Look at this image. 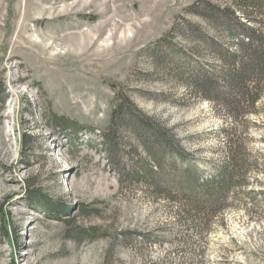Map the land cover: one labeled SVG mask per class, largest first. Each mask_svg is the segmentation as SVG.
<instances>
[{
	"label": "rangeland",
	"instance_id": "1",
	"mask_svg": "<svg viewBox=\"0 0 264 264\" xmlns=\"http://www.w3.org/2000/svg\"><path fill=\"white\" fill-rule=\"evenodd\" d=\"M235 1L0 0V264H264V88L234 114L187 87L199 68L218 72V45L235 49L218 11ZM119 96L203 177L239 153L241 187L203 232L127 177L133 149L147 157L132 135L105 146ZM47 110L80 128L51 130ZM28 180L68 212L29 204Z\"/></svg>",
	"mask_w": 264,
	"mask_h": 264
},
{
	"label": "trees",
	"instance_id": "2",
	"mask_svg": "<svg viewBox=\"0 0 264 264\" xmlns=\"http://www.w3.org/2000/svg\"><path fill=\"white\" fill-rule=\"evenodd\" d=\"M205 11L204 17L207 20L216 13L209 7ZM218 11L222 23H225L228 37L235 41L232 45L235 49L218 45L216 58L221 64L218 72L199 68L195 75L187 79V87L205 96L209 101L224 105L234 114L240 113L241 102H248L254 110L253 107L260 100L264 88V0H236L233 8ZM241 18L250 25L243 23ZM214 19L219 21L218 17ZM4 100L5 96L0 89V109L3 108ZM132 106L128 100L120 98V103L111 113L109 131L104 135L105 146L111 144L113 149L117 150L119 135H132L145 149L147 157L142 159L133 149L134 154L128 163L132 164L135 171L127 174V177L134 184L152 185L158 193L157 196L172 202H181L180 220L189 223V227L198 233L203 232L211 220L228 207L232 189L241 187V179L246 176L247 171L240 161L239 153H233V150L229 149L230 154L224 158L221 166H218V172L203 177L198 168L186 162L187 154L179 148L177 141L156 122L137 113ZM42 117L47 120L48 128L54 131L65 126H70L75 131L80 128L76 123L58 117L49 110L42 112ZM38 139L39 137L24 132L21 139L24 151L32 150ZM176 160L182 161L181 165H178ZM26 183V199L29 204L40 202L55 219L68 212L65 202L55 201L42 194L41 189L29 180ZM262 194L264 195V192ZM1 232L6 236L7 228H1ZM86 233L83 230L79 235L83 237Z\"/></svg>",
	"mask_w": 264,
	"mask_h": 264
}]
</instances>
